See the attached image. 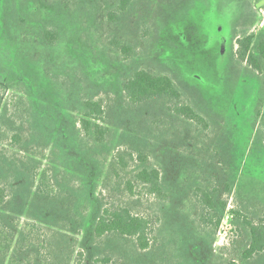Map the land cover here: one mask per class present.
I'll use <instances>...</instances> for the list:
<instances>
[{
    "label": "rangeland",
    "instance_id": "374dc122",
    "mask_svg": "<svg viewBox=\"0 0 264 264\" xmlns=\"http://www.w3.org/2000/svg\"><path fill=\"white\" fill-rule=\"evenodd\" d=\"M260 33L264 0H0L3 209L67 230L83 264H264V251L243 258L242 224L264 222V72L235 56ZM140 70L169 77L180 100L130 103L123 86ZM86 102L102 108V143L79 127ZM118 151L143 154L164 197L137 183L142 164L119 167ZM40 178L56 199L33 205ZM109 204L149 219L146 249L92 235Z\"/></svg>",
    "mask_w": 264,
    "mask_h": 264
},
{
    "label": "trees",
    "instance_id": "16d2710c",
    "mask_svg": "<svg viewBox=\"0 0 264 264\" xmlns=\"http://www.w3.org/2000/svg\"><path fill=\"white\" fill-rule=\"evenodd\" d=\"M134 1L117 0L118 8L124 10ZM41 32L43 39H48L50 42L55 41L52 33L45 30ZM124 48L126 47H122L123 50ZM235 56L239 62L245 63L254 71L264 72V33L248 34L238 39ZM123 90L129 102L134 105L164 99L179 101L181 98L179 90L169 77L157 75L149 70L135 72L132 78L124 84ZM84 105L86 115L79 120V127L85 135L91 132L95 143H102L108 132L99 122L102 108L96 102H86ZM176 111L190 119L200 121V118L187 106H182ZM16 137L11 136L12 139ZM125 156L134 160L132 154L118 151L115 158L117 165L121 168L126 167ZM134 161L142 164L135 174L137 183L149 195L156 198L164 197L159 172L144 165L146 157L143 154L135 156ZM41 178L35 187L33 205L37 203L36 198L50 200V202L56 199L57 193L51 192L45 180ZM12 186L18 187V184H12ZM8 187L11 188V185L9 184ZM8 187L0 183V264H83L81 254L73 257V250L70 247L72 240L67 230L64 232L63 228H53L49 225L50 223H47L48 220H39L29 214L26 220L30 219L29 221L33 222L21 224L18 218L6 213L3 207L7 204ZM199 199L204 206L210 205V199L205 192L201 191ZM208 208L211 209V205ZM242 224L248 230L249 237V244L243 251V258L259 255L264 251V222L252 223L245 219ZM149 227L148 218L131 213L126 206L109 204L101 209L92 235L96 239L106 236L117 239L132 238L143 250L148 246ZM228 264L235 263L229 262Z\"/></svg>",
    "mask_w": 264,
    "mask_h": 264
}]
</instances>
